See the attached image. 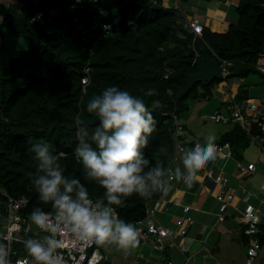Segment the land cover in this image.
<instances>
[{
	"label": "trees",
	"instance_id": "16d2710c",
	"mask_svg": "<svg viewBox=\"0 0 264 264\" xmlns=\"http://www.w3.org/2000/svg\"><path fill=\"white\" fill-rule=\"evenodd\" d=\"M2 10L1 38L12 36L24 45L6 66L0 65V211L5 192L27 199L21 210L26 218L35 207L51 211V205L39 202L32 184L38 161L31 148L41 141L50 143L54 154H61L66 176L79 177L94 201L103 198V189L85 180L73 154L76 118L90 128L97 123L86 111L92 95L117 86L144 100L156 120V130L143 150L151 161L148 167H155L159 159L167 173L176 141L183 140L175 136V119L185 131L181 118L190 111L191 101L209 100L213 86L229 78L245 79L251 72L264 79V72L256 68L264 61V0H240L236 24L224 33L204 28L203 37L195 39L159 0H26L18 12ZM39 13L42 18L37 20ZM206 55L226 61L224 78L198 82L185 91L189 76L197 72L196 63L203 65ZM149 89L155 90L151 96L145 95ZM243 91L235 96L236 103L246 98ZM234 125L220 143L228 142L237 153L251 139ZM253 127L255 134L258 129ZM160 196V190L149 199L133 195L117 211L126 222L145 224L150 202ZM257 226L258 241L264 244V223Z\"/></svg>",
	"mask_w": 264,
	"mask_h": 264
},
{
	"label": "clouds",
	"instance_id": "9594fccd",
	"mask_svg": "<svg viewBox=\"0 0 264 264\" xmlns=\"http://www.w3.org/2000/svg\"><path fill=\"white\" fill-rule=\"evenodd\" d=\"M154 91L149 89L145 95L151 96ZM86 111L97 123L90 128L76 118L77 144L73 154L82 166L85 180L103 189V198L97 196L94 201L79 177L64 174L61 154H54L50 143L33 144L31 150L38 161L32 180L34 191L40 203L51 205V211L35 207L28 214L31 224L49 233L44 243L25 241V249L36 264H60L56 255L60 241L54 235L64 231L81 243L114 245L125 251L135 249L141 230L122 219L117 209L124 207L133 195L149 199L157 190H164L163 163L157 159L155 167L149 168L151 161L143 151L156 130V120L144 100L117 86H108L89 98ZM216 139L210 134L203 144L197 141L185 148L181 158L186 175L176 168L173 178L183 179L191 187L197 173L216 159ZM7 256L5 247L0 245V264H10Z\"/></svg>",
	"mask_w": 264,
	"mask_h": 264
},
{
	"label": "crops",
	"instance_id": "0c3cea01",
	"mask_svg": "<svg viewBox=\"0 0 264 264\" xmlns=\"http://www.w3.org/2000/svg\"><path fill=\"white\" fill-rule=\"evenodd\" d=\"M25 1L0 0V23L2 21V9L7 8L18 12L22 9ZM239 1L183 0L178 2L177 0H159L161 7L171 9L176 14L186 18L197 16L203 20L202 27L218 33L227 31L229 24L237 22L238 15L236 8ZM14 43L17 45L16 47ZM10 44L14 48L10 51L9 57H5L4 53L8 51L7 46ZM22 45L24 44L16 42L12 36L5 35L1 38L0 35V53H2L0 56H3L1 67L6 66L12 56H16L18 53L16 50L19 47L22 48ZM260 64H264V61H261ZM254 76L252 78H245L244 80L243 78H229L214 85L211 97L209 98L212 104H210L209 100L205 102L203 100L200 101L204 103V107L198 110V113L208 110L209 113L201 116L206 114L210 116L217 109L218 111L225 110V108L227 110V108L236 103L234 97L240 94V90H244L243 93L246 94L244 100L259 103L264 112V94L260 95L264 93V80L256 75ZM244 82L246 83L244 84ZM253 84L257 87L255 85L252 86ZM208 106L213 108L212 113ZM226 112L222 111V113ZM234 123H224L229 124L227 129L220 132L214 131L211 134L217 138L215 143L224 144L220 143L222 135L230 132ZM182 124L185 125L184 130L188 132L194 141L201 142L202 144L205 142V138L194 135L185 122L182 121ZM253 125L249 126L250 129L252 128L251 132L254 128ZM256 133L258 132L256 131ZM249 137L251 139L250 143H247L246 147L241 151H237V153L236 151H234L235 153L232 152L230 144L225 142L229 144L230 156L227 158L216 157L214 161L209 162L203 170L197 173L191 187H188L183 179H174L173 183H170L165 188L162 200L159 197L157 198L160 200V209L154 213L155 222L159 226L176 229V222L178 220L190 218V221L185 224V236H177L173 240L169 237H163L161 239L164 245L162 251H158L154 247V244L149 242L144 244L139 243L138 247L127 251L117 249L114 245H95V249L104 256L100 262L102 264H162L171 260L173 264H178L185 257H191L189 264H203L204 262L208 264H246L247 250L250 246L249 241L250 239L259 240V233L253 236L244 234L246 225L239 220L245 206V193H243V189L254 193L255 196L250 198L248 203L254 206L258 216V223H264V191L260 187L264 180V148H262L261 144L255 142L251 136ZM181 155L171 164V169L175 174V169L179 168L181 174L186 175ZM238 163L244 166L254 164L255 171L251 173L246 170H240L237 166ZM208 169H213L215 173L227 176L228 181L226 185L223 187L216 185L211 179L207 178L206 172ZM221 189L225 193L234 195L224 212H220V203L215 198V194ZM175 200L176 202H174ZM183 206H189L190 210L185 213ZM3 223L4 219L0 214V228L3 227ZM232 237L234 238L232 239ZM237 237L241 246H237ZM259 244L258 260L264 264V244ZM233 250L236 251V254Z\"/></svg>",
	"mask_w": 264,
	"mask_h": 264
},
{
	"label": "built area",
	"instance_id": "2783aa9c",
	"mask_svg": "<svg viewBox=\"0 0 264 264\" xmlns=\"http://www.w3.org/2000/svg\"><path fill=\"white\" fill-rule=\"evenodd\" d=\"M183 1V0H177ZM42 14L39 13L36 16L37 20H40ZM176 24L187 30L196 37L202 36V20L197 16H192L186 18L182 15L177 14ZM213 53V52H212ZM217 58V56L213 53ZM196 56H198L196 52ZM219 65L223 68V75L226 73V61L218 62ZM256 68L261 72H264V65L258 63ZM86 80L84 79L83 82ZM209 120L217 123H227L235 122L246 133L252 137L258 144L262 145L264 148V112L259 105V103L251 100H243L240 103H235L226 113L215 112L210 115ZM255 124L258 127V133L251 134L250 127L251 124ZM176 132L175 136H181L183 140L180 142L176 141L175 147V156L173 162L177 159L183 150L187 147H192L195 142L190 135L183 131L181 128V122L178 119H175ZM201 143V142H200ZM217 145V155L219 158H227L230 156L229 153V144H219ZM240 170H246L247 172L253 173L255 171L254 164L243 165L241 163L237 164ZM175 176L174 172L171 169V166L168 168L166 177L162 180L164 181V190L161 191L160 199L163 198V193H165V188L173 183ZM207 178L211 179L214 184L225 186L228 177L222 174L215 173L213 169H208L206 172ZM261 190L264 191V180L261 183ZM245 193L244 198V209L240 214V222L246 225L244 229V234L247 236H253L259 233L258 216L254 209V206L248 203V200L254 197V193L243 189ZM5 196L4 201L1 203V215L4 219L3 227L0 228V245H3L8 252L7 259L10 264H36V261L28 254L25 249L26 240H34L36 242L44 243V238L49 235L47 231H41L36 228L35 225L31 224V221L28 218L24 217L21 213V210L26 206L27 199L25 198H14L8 196L3 192ZM233 194L225 193L222 189L215 194L216 200L220 203L219 210L224 212L230 201L233 198ZM162 200V199H161ZM176 202V200L174 201ZM160 200L157 199L150 204L148 214L146 216L147 223L143 225L142 222L138 223L137 227L141 230L140 234V244L151 243L154 244V247L158 251H162L164 245L161 242L163 237H169L174 239L175 237H183L186 235L185 224L190 221V218L181 219L176 222V229H169L163 226H159L154 220V213L160 208ZM190 210L189 206H183V211L187 213ZM55 239L60 241L59 247L56 249L57 259L60 261V264H98L104 256L100 254L95 249V243L87 242L81 243V241L75 236H70L67 231L62 232L60 235H54ZM249 247L247 250L246 264H262L258 260V250L260 244L256 239H250ZM191 257H185L183 261H180L178 264H189ZM162 264H173L171 260L163 262ZM203 264H208L204 262Z\"/></svg>",
	"mask_w": 264,
	"mask_h": 264
},
{
	"label": "rangeland",
	"instance_id": "374dc122",
	"mask_svg": "<svg viewBox=\"0 0 264 264\" xmlns=\"http://www.w3.org/2000/svg\"><path fill=\"white\" fill-rule=\"evenodd\" d=\"M14 39L18 43H23V40L17 39L15 37H14ZM14 46L16 47L17 45L14 43ZM14 46H12L11 44L7 46L8 47V51H5V53H4L5 57H9V55L11 53L10 51L14 48ZM21 49L22 48L19 47L18 50H16V52L19 53V51ZM0 55H2V53H0ZM1 59L3 60V56H0V65L2 64V60ZM252 76H254V75H250L247 78H252ZM196 103L197 102H195V103L191 102L192 106L190 108V111L185 113L183 115V117L181 118V120L186 123L188 128L193 131L194 135H196L198 137L206 138L208 135L213 134L214 131L220 132V131H222V130L224 131L225 129L228 128L229 124L223 125L224 123H217V122L210 121L209 118H208L209 117L208 114H206L204 116H201V115H203L205 113H209V111L208 110L205 111V112L201 111L200 113H198V110H200L201 108L204 107V103H202V102H199L197 104ZM210 104H212L211 101H210ZM208 108H210V106H208ZM212 109L213 108L211 107L210 108V112L211 113H212ZM233 238L234 237H232V239ZM236 240H237L236 243H238L237 246L238 245L241 246V243L238 241V237H237ZM233 252L236 254L235 250H233Z\"/></svg>",
	"mask_w": 264,
	"mask_h": 264
},
{
	"label": "water",
	"instance_id": "95a60500",
	"mask_svg": "<svg viewBox=\"0 0 264 264\" xmlns=\"http://www.w3.org/2000/svg\"><path fill=\"white\" fill-rule=\"evenodd\" d=\"M197 72L191 74L187 80L185 91H188L195 83L206 84L214 79H223V68L215 60H212L208 55L205 57L203 65L196 63Z\"/></svg>",
	"mask_w": 264,
	"mask_h": 264
},
{
	"label": "bare ground",
	"instance_id": "6f19581e",
	"mask_svg": "<svg viewBox=\"0 0 264 264\" xmlns=\"http://www.w3.org/2000/svg\"><path fill=\"white\" fill-rule=\"evenodd\" d=\"M207 6H208V4H207ZM214 9H215V8H214ZM239 9H240V8H239ZM210 11H211V10H210ZM212 11H213V10H212ZM200 19H201V18H200ZM203 19H204V18H203ZM238 19H239V18H238ZM202 21H203V20H202ZM235 24H236V21H235ZM229 25H230V24H229ZM203 28H204V27H203ZM228 28H230V27H228ZM203 30H204V29H203ZM205 32H206V30H205ZM207 32H208V30H207ZM202 33H203V32H202ZM215 33H216V32H215ZM223 33H224V32H223ZM191 36H192V35H191ZM251 36H252V35H251ZM201 37H203V34H202ZM196 38H197V37H196ZM204 40H205V38H204ZM245 40H246V39H245ZM195 41H196V40H195ZM250 41H251V40H250ZM198 42H199V41H197V43H198ZM206 42H207V40H206ZM245 42H246V41H245ZM247 42L249 43V41H247ZM194 43H196V42H194ZM194 43H193V44H194ZM207 45H208V44H207ZM196 46H197V45H196ZM196 46H195L194 48H196ZM205 46H206V45H205ZM160 47H161V46H160ZM201 47H203V46H201ZM210 47H211V46H210ZM196 49H197V48H196ZM196 49H195V50H196ZM205 49H206V48H205ZM215 51H216V49H215ZM207 52H208V51H207ZM192 53H193V52H192ZM208 53H209V52H208ZM263 53H264V52H263ZM194 55H195V54H194ZM222 55H224V54H222ZM222 55H221V56H222ZM217 56H218V55H217ZM191 57H192V56H191ZM191 57H190V58H191ZM195 57H196V56H195ZM197 57H198V56H197ZM197 57H196V58H197ZM211 57H212V56H211ZM211 57H210V58H211ZM218 57H219V56H218ZM244 57H245V55H244ZM244 57L240 58V60L244 59ZM203 58H204V57H203ZM222 59H224V58H222ZM236 59H237V58H236ZM197 60H200V59H197ZM212 60H213V59H212ZM237 60H239V59H237ZM248 60H249V58H248ZM233 61H234V60H233ZM259 61H260V60H259ZM196 62H197V61H196ZM198 62H199V61H198ZM200 62H201V61H200ZM200 62H199V64H200ZM229 62H230V61H229ZM246 62H247V61H246ZM255 62H256V61H255ZM231 63H232V62H231ZM237 63H239V62H237ZM237 63H236V64H237ZM247 63H248V62H247ZM250 63H252V62L250 61ZM168 64H169V63H168ZM234 64H235V62H234ZM240 64H241V63H240ZM263 65H264V64H263ZM230 66H231V65H230ZM236 66H238V65H236ZM239 66H240V65H239ZM240 67H241V66H240ZM243 67H244V66H243ZM243 67H242V68H243ZM246 67H252V66L250 65V66H246ZM246 67H245V69H246ZM228 68H229V67H228ZM234 68H235V67H234ZM243 69H244V68H243ZM227 70H229V69H227ZM229 71H230V70H229ZM230 72H231V71H230ZM247 73H248V72H247ZM245 74H246V73H245ZM249 74L252 75L251 72H249ZM255 74H256V73H255ZM250 75H249V76H250ZM243 76H245V75H243ZM246 76H247V75H246ZM258 76H259V75H258ZM229 77H230V76H229ZM252 77H253V76H252ZM254 77H255V76H254ZM259 77H260V76H259ZM262 77H263V76H262ZM240 79H241V78H240ZM221 80H222V79H221ZM243 80H244V79H243ZM263 80H264V79H263ZM186 82H187V81H186ZM225 82H227V81H225ZM256 82H257V81H256ZM259 82H261V81H259ZM245 83H246V82H244V84H245ZM249 83H250V82H249ZM263 83H264V82H263ZM250 84H251V83H250ZM248 85H249V84H248ZM254 85H255V84H253L252 86H254ZM260 85H261V84H260ZM255 86H256V85H255ZM246 87H247V85H246ZM256 87H257V86H256ZM239 88H240V87H239ZM201 89H202V88H201ZM204 89H205V88H204ZM250 89H252V88H250ZM253 89H254V88H253ZM205 91H206V89H205ZM207 91H208V90H207ZM210 91H211V90H210ZM223 91H224V90H223ZM246 92H247V91H246ZM205 93H206V92H205ZM207 93H208V92H207ZM224 93H225V92H224ZM226 93H227V92H226ZM184 94H185V93H184ZM263 94H264V93H262V94H260V95H263ZM199 96H201V95H199ZM245 96H246V95H245ZM196 97H197V96H196ZM192 98H193V97H192ZM241 98H242V97H241ZM244 98H245V97H244ZM244 98H243V99H244ZM227 99H228V98H227ZM234 99H235V97H234ZM237 99H239V98L237 97ZM237 99H236V100H237ZM205 100H206V99H205ZM207 100H208V99H207ZM220 100H221V99H220ZM231 100H232V99H231ZM253 100H254V99H253ZM199 101H200V100H199ZM209 101H210V100H209ZM232 101H233V100H232ZM191 102H192V101H191ZM203 102H204V101H203ZM203 102H202V103H203ZM218 102H219V101H218ZM187 103H188V102H187ZM197 103H199V102H197ZM197 103H196V104H197ZM222 103H223V102H222ZM227 103H228V102H227ZM227 103H226V104H227ZM260 103H262V102H260ZM219 105H220V103H219ZM221 105H222V104H221ZM219 109H220V108H219ZM209 110H210V108H209ZM217 111H218V109H217ZM222 111H223V112L226 111V108H225V110H222ZM219 112H220V111H219ZM231 123H232V122H231ZM234 124H235V123H234ZM234 124H233V126H235ZM252 124H253V123H252ZM223 125H225V124H223ZM238 126H239V125H238ZM253 126H255V124H254ZM238 128H239V127H238ZM234 129H235V127H234ZM251 129H252V128H251ZM257 129H258V128H257ZM254 131H255V130H254ZM254 131L252 130V133H254ZM250 132H251V131H250ZM252 133H251V134H252ZM255 134H256V132H255Z\"/></svg>",
	"mask_w": 264,
	"mask_h": 264
}]
</instances>
